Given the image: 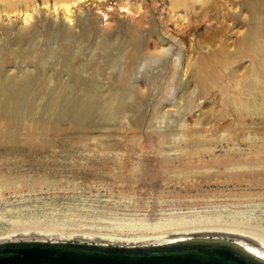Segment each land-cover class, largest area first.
I'll return each instance as SVG.
<instances>
[{"label": "rangeland", "instance_id": "1", "mask_svg": "<svg viewBox=\"0 0 264 264\" xmlns=\"http://www.w3.org/2000/svg\"><path fill=\"white\" fill-rule=\"evenodd\" d=\"M0 1V28H11L12 35L5 41L0 40V58L6 61L1 70L15 73L17 65L32 68L36 62L34 58L37 59L42 52L40 50L50 43L41 41L38 46H31V49L40 50L32 52V60L28 64L15 60L10 51L15 47L14 35L20 22L13 14L7 17L5 10L34 9L33 23L38 28L52 21H61L58 17L62 11L59 9L58 16L53 19L45 13L43 3L52 6L56 0H9L10 7L5 4L7 0ZM171 1L85 0L72 7L73 18H84L92 36L78 51L80 57L75 64H83L88 74L92 70L96 75L100 74V84H112L113 77L132 63L128 58L132 53L129 44L132 34L143 38L146 54L155 55H152L153 60L140 65L142 72L138 75L143 79L135 82L141 90L146 92L149 89L142 107L147 106L143 129L129 130L127 120L122 118L115 121L118 125L113 122L110 129L84 132L68 129L67 124H62L64 131L44 136L48 144L40 142V139L35 143L28 142L25 130L17 135L15 143L11 144L13 147L9 142H3L0 145V242L44 240L133 246L189 237H218L238 241L264 257L262 242L255 237V234H264V130L261 121H247L240 125L239 130L244 128V131L236 135L233 133L234 136L229 134L230 128L239 121L238 118L225 117L223 127L216 130L196 131L193 126L190 127L199 113L195 112L198 110L195 108L184 118L188 130L186 127H175L179 121L169 116L161 118L163 122L160 121L159 130L147 127L153 104L161 97L160 92L157 93L158 85L163 81L158 79L152 84V80L166 70L156 61V51L162 46L158 44L156 35L163 36L169 44L164 46L172 45L174 50L167 60L171 64L164 77L167 79L173 72L174 61L175 64L180 61L185 68L187 62L184 61H193L198 51H207V48H200L203 42L194 45V50L189 47L198 39L202 41L214 24L209 17L201 23L197 32H192L193 35L182 36V31L179 33L175 29L176 22L185 12L181 8L171 12ZM213 1L219 4L223 13L229 7L245 4L244 0H208L206 5ZM123 5L128 10L122 9ZM243 7L242 12L246 13L249 8L246 5ZM199 8L196 6L195 9L199 11ZM148 21L156 25V32L150 37L147 30L151 24ZM224 24L231 26L229 17ZM74 25L75 31L81 30L79 25ZM241 25L233 27L226 40L234 42L236 34L245 30L246 26ZM165 31L168 34H163ZM102 33H120L128 39L129 45L115 61L112 70L104 63V52L92 44L95 37ZM55 46L57 43H54ZM241 63L248 64L245 60ZM243 70L240 68L239 74ZM181 71L170 85L173 87L168 97L171 103L179 101L180 95L188 93L194 86L191 79L193 73H188L185 78L189 81V89L183 88L184 82L180 84ZM224 72L229 73V70ZM226 77L224 81L228 82L229 75L226 74ZM131 81L128 79L126 83ZM215 91L214 88L211 97L216 101L218 93ZM229 92L232 93V89ZM170 107L165 105V109ZM200 108L221 114L218 103H201ZM167 123L172 127L169 128ZM222 132H225L224 138L220 136ZM197 134L207 135L210 139L203 140L205 143L201 139H192ZM191 220L194 221L193 225H189L192 228L184 225ZM167 223L170 226H166ZM160 224H164L163 228L158 227ZM185 226L189 228L183 229Z\"/></svg>", "mask_w": 264, "mask_h": 264}, {"label": "bare ground", "instance_id": "2", "mask_svg": "<svg viewBox=\"0 0 264 264\" xmlns=\"http://www.w3.org/2000/svg\"><path fill=\"white\" fill-rule=\"evenodd\" d=\"M82 1L85 0H56L52 6L43 3V8L46 9L45 13L52 19L58 16L59 9L62 13L58 17L61 21H52V23L44 25L42 28H38L37 24L33 23L35 21L34 9L29 10L25 7V9H15V11L5 10L7 17L13 14L20 22V27L14 35L13 46L15 47L12 46L13 48L10 51L15 60L20 61V63L30 62L32 60V52L40 50L39 48L31 49V46L36 47L41 41L49 42L50 45L46 46L44 50H40L42 52L37 56V59L34 58L36 62L32 65V68L17 65L15 66V73L13 71L6 73L1 70L3 63L6 61L4 60L3 62V59L0 58V145L3 142H9L10 145L14 144L17 135L23 130L26 131L24 136H29L28 142L35 143L37 139H40V142L48 144L44 136L52 132L59 133L64 131L65 129L61 127L62 124H67L69 126L68 129L84 132L105 128L110 129L113 122L123 118L127 120L130 126L129 130H141L143 127L147 115V106L145 108L142 107L145 103V98L148 96L149 89L145 92L135 82L143 77L138 75L142 72L140 65L152 59L153 54H146L144 51L146 46L143 47L145 45L143 38L137 34H132V41H130L132 43L129 42L132 46V53L128 56L132 63L127 64L122 72L118 71L119 73H116L117 76L113 77L112 84L106 86L100 84V74L96 75L94 70L88 74V69L83 64H75L77 58L80 57L78 51L92 37L85 19L79 16L78 19L73 18L72 7L77 6ZM207 1H171V12L174 13L180 8L185 12L184 16L181 14V20L176 22L177 29H175L179 33L182 31L180 33L182 36L185 37L189 33L193 35L192 32H197L201 28V23L208 20L207 18L209 17L214 21V24L212 23L213 25L208 29L210 32L205 34L202 41L198 39L196 43L193 42L194 44L189 47L194 50V45L197 44L198 46V44L201 45L200 43L203 42L204 45L200 46V48H207V51H198V55L193 61L191 59L184 61L185 63L187 62L186 66H184L185 68L181 66L180 61L175 64L176 61L173 59V72L167 79L164 78L165 74L168 72L167 69L171 68V64L169 65L170 62L167 60L174 50L172 51V45L164 46L167 42L163 36L156 35L158 44L162 45L161 47L158 45L160 48L156 51V61H159L160 66L166 70L164 73L162 72V74L153 77L152 84L157 83L158 79L163 81L158 85L157 93L160 92L161 97L153 104L152 115L151 117L149 116L147 127L159 130L161 128V118L169 116L177 118L179 121L175 127H186L188 130V124L184 125L186 123L184 118L193 109L198 108L195 112L199 111V113L195 115L196 118L190 126H193L196 131L221 128L225 117H230L233 120L238 118L239 120L230 128V133L227 131L231 136L241 134L244 128L239 130L240 125L247 123L249 120L252 122L260 120L264 130V0H244L245 4L229 7L227 12L224 13L220 11V6L215 1L206 5ZM5 4L7 7L11 6L9 2ZM245 5L249 10L243 13L242 10ZM196 6L200 7L199 11L195 9ZM121 8L128 10L125 5ZM210 12L213 13L209 15ZM1 17L0 12V20ZM226 17H229L232 21L231 26H225L224 20ZM74 22L76 26L79 25L81 27L80 31L73 29ZM150 24L148 30L146 29L149 37L156 32V25L152 24V22ZM239 24H242L241 26L243 27L245 25V30L236 34L234 42L226 40L229 36L228 34H232L229 33L232 28ZM130 30L132 31V29ZM0 31V40L3 39L5 41L11 35V28L9 27H1ZM104 33L95 37L92 44L93 47L99 48L104 52V63L112 70L113 66H115V61L120 59L123 51L129 45L128 39L126 40L124 38L125 35L122 36L120 33ZM166 33L167 31L163 32V34ZM170 38L176 40L171 35ZM177 42L182 45L181 41L176 40ZM231 42L233 46H231ZM54 43H57V46L54 47ZM94 51L96 50L94 49ZM243 60L247 61L248 64L243 65L241 63ZM240 68L244 69L241 74H239ZM89 69L91 68L89 67ZM227 69L229 73L224 72ZM179 71L182 72L180 84L184 82L182 84L183 88H188L189 81L185 78L188 73H193L191 79L194 86L188 93L181 94L179 101L171 103L168 97H170L173 87H170V85L174 83ZM226 74L229 75L228 82L224 81L227 79ZM128 79L132 80L129 84L126 83ZM214 88L218 93L216 101L211 97ZM231 89L232 93L229 92ZM198 100L200 101L198 102ZM209 102L220 104L221 114L217 115L203 111L200 108L201 103L206 104ZM161 104H164L163 107H161ZM165 105H170L171 107L165 109ZM158 118L160 119L157 120ZM167 126L169 128L172 127L169 123H167ZM223 133L225 132L220 133L221 138H224ZM248 133L250 132L248 131ZM206 136L197 134L192 139L195 140L196 138L205 141L208 137ZM208 139L210 138H207V141ZM204 141L202 143L206 142ZM202 143L200 142V144ZM10 147H13V145ZM214 149L212 148V150ZM254 149L256 148L254 147ZM209 151L211 152V150ZM193 222L191 220L184 223V225H193ZM165 225L170 226L169 223ZM162 226L164 224L158 225L160 228H163ZM188 226L183 229L191 227ZM241 231L246 232L245 230ZM255 237L262 242L264 247V234H255ZM248 250L261 257L255 250L249 247ZM261 258L264 259V257Z\"/></svg>", "mask_w": 264, "mask_h": 264}, {"label": "water", "instance_id": "3", "mask_svg": "<svg viewBox=\"0 0 264 264\" xmlns=\"http://www.w3.org/2000/svg\"><path fill=\"white\" fill-rule=\"evenodd\" d=\"M0 264H264L238 241L189 237L159 244L25 240L0 242Z\"/></svg>", "mask_w": 264, "mask_h": 264}, {"label": "flooded vegetation", "instance_id": "4", "mask_svg": "<svg viewBox=\"0 0 264 264\" xmlns=\"http://www.w3.org/2000/svg\"><path fill=\"white\" fill-rule=\"evenodd\" d=\"M250 248V247H249ZM252 249V248H251Z\"/></svg>", "mask_w": 264, "mask_h": 264}]
</instances>
